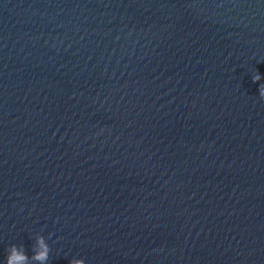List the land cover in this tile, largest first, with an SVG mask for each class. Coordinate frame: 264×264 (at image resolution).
Segmentation results:
<instances>
[{
  "label": "water",
  "instance_id": "1",
  "mask_svg": "<svg viewBox=\"0 0 264 264\" xmlns=\"http://www.w3.org/2000/svg\"><path fill=\"white\" fill-rule=\"evenodd\" d=\"M254 72L264 0H0V260L264 264Z\"/></svg>",
  "mask_w": 264,
  "mask_h": 264
},
{
  "label": "clouds",
  "instance_id": "2",
  "mask_svg": "<svg viewBox=\"0 0 264 264\" xmlns=\"http://www.w3.org/2000/svg\"><path fill=\"white\" fill-rule=\"evenodd\" d=\"M250 79L253 83L257 84L258 96L261 100H264V79L254 72L251 74ZM32 255L30 257L26 256L23 247H17L15 245H10L3 259L0 260V264H45L48 259L49 247L45 242L43 236L36 234L34 236V243L31 248ZM68 264H84L82 259H69Z\"/></svg>",
  "mask_w": 264,
  "mask_h": 264
}]
</instances>
